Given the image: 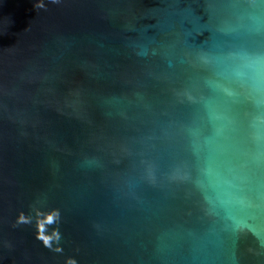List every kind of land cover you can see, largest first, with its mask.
<instances>
[{
	"label": "water",
	"instance_id": "water-1",
	"mask_svg": "<svg viewBox=\"0 0 264 264\" xmlns=\"http://www.w3.org/2000/svg\"><path fill=\"white\" fill-rule=\"evenodd\" d=\"M0 264H264V0H0Z\"/></svg>",
	"mask_w": 264,
	"mask_h": 264
},
{
	"label": "snow or ice",
	"instance_id": "snow-or-ice-1",
	"mask_svg": "<svg viewBox=\"0 0 264 264\" xmlns=\"http://www.w3.org/2000/svg\"><path fill=\"white\" fill-rule=\"evenodd\" d=\"M50 220H51V218H50ZM41 239H44V237H41ZM47 242H48V241L45 239V243H46V244H47Z\"/></svg>",
	"mask_w": 264,
	"mask_h": 264
}]
</instances>
